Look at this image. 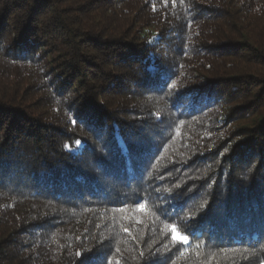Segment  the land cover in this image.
I'll return each mask as SVG.
<instances>
[{"label":"trees","instance_id":"16d2710c","mask_svg":"<svg viewBox=\"0 0 264 264\" xmlns=\"http://www.w3.org/2000/svg\"><path fill=\"white\" fill-rule=\"evenodd\" d=\"M0 264H264V0H0Z\"/></svg>","mask_w":264,"mask_h":264},{"label":"snow or ice","instance_id":"6c2138e0","mask_svg":"<svg viewBox=\"0 0 264 264\" xmlns=\"http://www.w3.org/2000/svg\"><path fill=\"white\" fill-rule=\"evenodd\" d=\"M73 123H75V121H73ZM81 142L79 140L76 141V144L79 145ZM67 147V146H66ZM143 207V206H141ZM172 231H173V239L174 240H181L183 241L184 243H188V238L186 236H179L178 234H176V229L175 227L173 226L172 228Z\"/></svg>","mask_w":264,"mask_h":264}]
</instances>
